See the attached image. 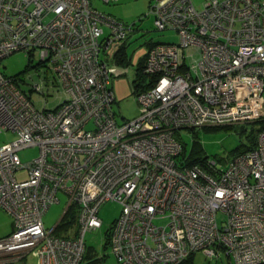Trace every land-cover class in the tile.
Returning a JSON list of instances; mask_svg holds the SVG:
<instances>
[{"label":"built area","instance_id":"1","mask_svg":"<svg viewBox=\"0 0 264 264\" xmlns=\"http://www.w3.org/2000/svg\"><path fill=\"white\" fill-rule=\"evenodd\" d=\"M148 9L178 42L148 45L138 82L129 80L138 114L119 124L111 83L129 74L117 57L135 23L90 0H0V63L23 52L53 75L25 92L0 68V135L15 136L0 145V208L12 218L0 264L29 253L37 264H83L106 202L121 208L104 243L118 264H180L198 252L264 264V0H150ZM52 93L65 98L49 109ZM254 122L253 150L187 166L177 131ZM30 147L39 153L22 163ZM59 194L66 207L46 228ZM69 208L75 223L60 226Z\"/></svg>","mask_w":264,"mask_h":264},{"label":"rangeland","instance_id":"2","mask_svg":"<svg viewBox=\"0 0 264 264\" xmlns=\"http://www.w3.org/2000/svg\"><path fill=\"white\" fill-rule=\"evenodd\" d=\"M203 0H194L197 8H200ZM91 5L99 13L114 18L115 20L131 25L135 23V32L123 46L119 54L123 53L127 63L125 67L129 68L128 75L114 77L111 83V89L114 94L115 103L113 109L116 113V119L119 124L124 121L134 119L138 114V106L132 96L129 80L136 84L138 64L144 59L148 50V44L152 43H177L178 36L173 31H157L153 24V17L147 15L150 0H118L116 2L105 3L102 0H90ZM141 20L139 21V19ZM142 67V65H140ZM140 67V68H141ZM1 70L7 76H18L24 84L22 90L29 92L30 85L41 82L49 84L52 73L47 66L39 63L38 56L28 58L23 52H17L2 60ZM48 97L46 107L54 108L60 101L64 100V94L56 95L52 93ZM31 100L36 108L43 107L40 96L31 94ZM260 123H243L233 126L202 127L199 129H182L177 131L176 136L183 143L185 153L188 156L192 149L199 152L203 157H210L225 165L232 159L236 152L255 139L256 131ZM254 130V131H253ZM15 138L14 134L6 133L0 135V145L9 142ZM39 151L37 147H30L19 152V158L22 163H28L37 157ZM59 203L49 207L43 217L46 228L53 227L61 217L65 207L66 198L59 194ZM120 205L115 202L104 203L99 210V218L102 225L99 229L87 232L85 242L94 254H105L102 264H118L114 256L111 255L108 248L104 249L105 237L114 220L120 213ZM12 230V218L0 208V239L6 237ZM194 264H231L232 262L225 256L209 259L202 252H198L193 258ZM231 262V263H230ZM8 264H37V259L33 253H29L21 259L13 260Z\"/></svg>","mask_w":264,"mask_h":264},{"label":"trees","instance_id":"3","mask_svg":"<svg viewBox=\"0 0 264 264\" xmlns=\"http://www.w3.org/2000/svg\"><path fill=\"white\" fill-rule=\"evenodd\" d=\"M149 45V44H148ZM121 52H123V47L121 48ZM122 54L121 53V56H118L117 57V62L120 63V64H126L127 63V60L126 58H123L122 57ZM144 63V59L141 61V63H139V65H143ZM142 68V67H141ZM262 125V123H261ZM259 126L258 127V130L256 131V136L258 135V132L260 131V129L262 128V126ZM254 131V130H253ZM256 139L257 137H255V139H252L250 141V143L248 145H246L242 151H238L236 152V154H239V153H242V152H245V151H250V150H253L255 147H256ZM182 146H183V157L186 158V164L187 166H191L193 164H196V163H199L201 162L202 160L206 159L207 157H203L199 152H196L194 149H192L191 153L187 156L186 153H185V148H184V145L182 143ZM75 223V216H74V209L72 208H69L65 214V216L63 217V221L61 223L60 226H63V227H66V226H72L73 224ZM106 244V242H105ZM104 244V245H105ZM196 253H193L191 255H189L187 258H185L180 264H194L193 262V258H194V255ZM96 254H94V252L92 251V249L90 247H88L87 251H86V254H85V257H84V263L83 264H102V261L103 260H99L97 259L96 257ZM222 256V255H221ZM206 257V256H205ZM208 258V257H207ZM220 258V257H219ZM210 259V258H209ZM217 259V258H216ZM215 259V260H216ZM231 263V262H230ZM232 264V263H231Z\"/></svg>","mask_w":264,"mask_h":264}]
</instances>
